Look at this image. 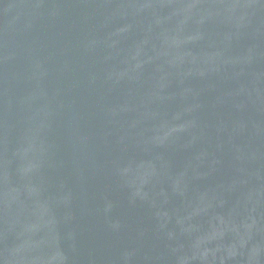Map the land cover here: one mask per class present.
<instances>
[{
    "label": "water",
    "instance_id": "95a60500",
    "mask_svg": "<svg viewBox=\"0 0 264 264\" xmlns=\"http://www.w3.org/2000/svg\"><path fill=\"white\" fill-rule=\"evenodd\" d=\"M0 264H264V0H0Z\"/></svg>",
    "mask_w": 264,
    "mask_h": 264
}]
</instances>
